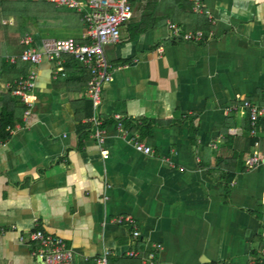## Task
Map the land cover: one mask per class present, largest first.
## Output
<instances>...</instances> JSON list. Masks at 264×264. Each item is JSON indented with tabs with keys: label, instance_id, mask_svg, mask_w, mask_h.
<instances>
[{
	"label": "crops",
	"instance_id": "1",
	"mask_svg": "<svg viewBox=\"0 0 264 264\" xmlns=\"http://www.w3.org/2000/svg\"><path fill=\"white\" fill-rule=\"evenodd\" d=\"M130 1L132 18L105 49L113 79L102 95V145L87 122L91 73L74 56L28 64L37 80L27 118L10 91L17 80L0 77V100L16 103L0 139V264H40L37 229L61 237L73 264H96L107 251L108 264H142L155 246L157 264L264 261V119L253 136L244 108L264 106V0H201V13L190 0ZM82 18L83 29L57 31L61 39L32 30L34 47L88 43ZM170 24L206 40L177 39ZM127 216L134 226L114 222Z\"/></svg>",
	"mask_w": 264,
	"mask_h": 264
},
{
	"label": "built area",
	"instance_id": "2",
	"mask_svg": "<svg viewBox=\"0 0 264 264\" xmlns=\"http://www.w3.org/2000/svg\"><path fill=\"white\" fill-rule=\"evenodd\" d=\"M45 3L52 5L56 9H65L83 14V23L85 24V38L88 43L79 44L74 38H66L64 40H44L42 43V51L34 47V38L32 34L25 35L21 38L19 44L23 47V51L19 55H11L5 58L9 64H17L19 62L37 66L42 64L44 60L61 64L64 54L74 56L76 60L82 63L91 73V80L85 88V93L89 101H91L94 114L87 121L91 124L94 132V138L100 145L105 141V129L103 119L100 117V107L102 104V95L105 86L112 82V65L109 62L105 49L109 46L117 44L121 39V28L127 23L133 15V6L130 0H43ZM194 3V10L201 13V0H190ZM172 36L180 38L186 42H201L206 40L205 35L200 32L184 33L178 26L169 25ZM209 38V36H208ZM37 80V72L31 70L25 78H21L14 82L12 96L22 100L26 104L25 116H30L33 104L28 100V94L35 90ZM244 108L250 112V120L252 127V135L255 136V128L258 121L264 119V106L262 108L245 103ZM236 111V109H234ZM120 120V116L115 117ZM121 136L129 137V133L122 128V123H118ZM135 149L144 154L152 155L153 149L143 142L138 141L135 136H131ZM1 145V142H0ZM260 163L257 155L246 160L248 167L253 168ZM119 226H134L132 217H119L114 221ZM138 232L133 233L135 239L138 238ZM26 238L20 237V241L24 242ZM30 240L38 244L36 249V257L40 264H73V254L67 247L65 241L56 235L45 233L41 229L34 230L30 234ZM161 249L155 246L154 250L141 259L142 264H157L155 255ZM110 252H105L101 257L96 259V264H108ZM131 259L138 258L136 252H129L127 255ZM264 264V261H259Z\"/></svg>",
	"mask_w": 264,
	"mask_h": 264
},
{
	"label": "trees",
	"instance_id": "3",
	"mask_svg": "<svg viewBox=\"0 0 264 264\" xmlns=\"http://www.w3.org/2000/svg\"><path fill=\"white\" fill-rule=\"evenodd\" d=\"M81 18L82 15L71 11L56 10L43 0H0V77H7L9 74L10 82L13 83L14 80L25 78L29 74L28 64L22 62L8 64L4 59V56L22 53L23 47L19 42L25 35H29L32 30L36 33L43 30H81L83 29ZM76 41L79 44L86 42L81 39ZM4 73L7 74L3 75ZM13 84L10 91L13 90ZM86 84L87 82L85 87ZM15 106L16 103L11 101L10 96L0 100L2 108L0 139L8 136L7 128L15 121Z\"/></svg>",
	"mask_w": 264,
	"mask_h": 264
},
{
	"label": "rangeland",
	"instance_id": "4",
	"mask_svg": "<svg viewBox=\"0 0 264 264\" xmlns=\"http://www.w3.org/2000/svg\"><path fill=\"white\" fill-rule=\"evenodd\" d=\"M121 30H122V28H121ZM40 35L43 38H53V39H61V38L68 37V35H58L57 31H48V30H43L42 32H40ZM106 55H107V53H106Z\"/></svg>",
	"mask_w": 264,
	"mask_h": 264
}]
</instances>
